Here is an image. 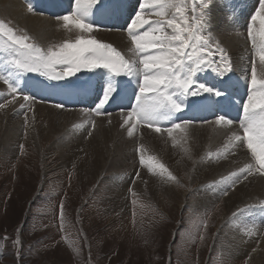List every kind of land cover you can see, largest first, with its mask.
I'll use <instances>...</instances> for the list:
<instances>
[{"label":"rangeland","instance_id":"obj_1","mask_svg":"<svg viewBox=\"0 0 264 264\" xmlns=\"http://www.w3.org/2000/svg\"><path fill=\"white\" fill-rule=\"evenodd\" d=\"M21 1L24 3V0ZM110 2L115 8L117 6L129 8L130 20L126 27L119 30L123 31L129 40L128 25L135 17V13L140 10L143 0H99L98 4L104 7ZM250 2L247 0H212L210 32L208 31L209 34L206 37L210 35L211 48L219 46L224 49L230 58L232 70L226 74L225 78L218 76L215 71H213V75L197 74L196 77L198 82L221 89L226 93L222 97H216L218 100L216 104L226 103L228 106H232L233 110L236 111L237 107L242 112L243 104L250 95L251 62L256 56L248 30L251 27L255 34L260 28L259 21L251 19L259 7V0L254 3L252 0ZM187 3L190 9L193 0H187ZM197 3L199 4L198 0ZM24 5L29 10V5L27 3ZM31 7L32 12L30 11L29 14L42 12V7L37 8L32 5ZM34 7H36V11ZM199 7L200 4L197 9ZM217 9L222 18L216 15ZM221 11H224L225 14ZM191 13L189 11V15ZM236 15L244 16L245 19L236 20ZM5 17L0 14V20L14 28L17 35H28L31 38L30 43H34L45 51L49 47L55 49L57 45L63 43L52 42L45 46L40 45L35 39L36 36L32 37L23 28L17 26L13 20ZM50 17L53 20H58L57 18L61 16L57 14ZM224 25L234 26V31L238 33L240 40L238 38L236 48L242 50L239 53L232 51L229 47H233L224 39L226 37L223 31ZM96 29L100 31L105 28H95L94 30ZM228 31L227 33H229ZM91 36L96 39L99 37L95 34ZM104 42L112 44L126 58H130L131 52L126 48L106 40ZM0 46H3L4 50L0 53V75L4 77V79H0V82L6 87V93L5 88L0 90V92L2 91L0 105H3L0 107V112L5 110L4 107L11 105L12 110L6 119L16 123L13 131L8 133L9 137L7 136L5 143L2 145L0 143V264H259L251 262V256L259 251L261 237L264 234V201L259 203L261 205L259 207L261 213L258 211L260 215L255 211L254 202L248 199L249 201L243 204L240 202L241 205L238 204L224 218L225 204L221 201L225 202L241 184L239 180H224L223 178L230 176L236 170H232L233 167L229 166V170L226 167L203 179L195 177V174H201L213 165L224 163L230 157L227 141L221 134L219 135L220 131H217L219 125L213 123L217 116L205 118V114L196 115L192 110L208 97L207 94L203 99L188 97L183 111L174 117V122L190 120L193 121L192 124L197 125L192 126L196 127L192 131H187L186 136L190 135L189 139L179 130H175L173 136L170 137L165 131L166 128L160 133H156L154 129L148 128L145 122H140L132 136H129L127 131L124 132V145L121 143V147H119L115 138L111 147L105 149L106 159L103 160V169H100L98 175L81 180L75 164L67 162L64 158H57L54 153L64 149L61 145H66L67 148H70L71 145L72 147L76 146L84 132L86 138L91 137L99 125L111 129L114 134L116 123L113 121V117L118 116V113L99 117L96 116L95 111L104 96L106 86L98 95L97 83L96 91L92 92V96H86L88 88L85 87L90 86L95 74L102 73L103 68L91 71L82 68L75 75L61 79H50L37 72L19 73L9 63L15 52L9 49L6 37L0 36ZM10 52L12 55L9 54ZM243 52L248 54L247 57H243ZM207 58L219 63L218 55L216 57L209 55ZM214 67L215 64L211 69ZM57 71H62V69H57ZM9 73L12 74L10 82L18 89L17 93H13L5 83V79L9 78ZM112 77L114 76L112 75ZM115 78L117 79H112V83L118 85L119 89L117 88L114 95L110 96L111 100L123 101L129 98L128 93L135 88L132 83L139 86L137 79L131 83V79H133L131 77L119 76ZM34 79L54 84L58 90L61 89V96L63 91L67 93L75 89L80 97L86 96L85 102L90 106L87 111L91 115H88L90 126L89 124L83 125V121L81 124L82 117L76 116L77 118H73V121L71 119L62 127L61 131L66 134L61 131L58 134H50L53 137L50 138L49 135L46 138L45 148L42 147L35 151L34 142L29 139L30 129L35 126V122H32L30 117L31 113H34L36 105L42 104L41 102L45 103L43 105L53 107L55 100L52 102L42 100L44 92L37 93L36 96L25 92L23 82ZM234 79L239 80L238 84L234 83ZM241 80L244 81L242 85L244 95L232 98L231 92L237 94L235 89L240 88ZM226 82L227 86L224 85ZM81 88L84 89L81 90ZM25 95L31 99L25 101L23 99ZM13 97L21 98L20 104ZM79 101V104L84 103L82 99ZM11 102H15V104H11ZM21 104L25 106L21 108ZM75 110L82 114L85 113V110ZM115 111L116 108H112V113ZM71 112L74 110L62 109L60 113L70 114ZM186 112L188 114H185ZM215 112L220 114V109L216 107ZM242 118L244 119L242 115L235 116L231 120L233 124L239 125ZM1 123L4 122L0 121V140L3 138L4 131L3 128L1 130ZM205 124H211L213 131L211 136L206 139L207 141L200 144L202 149L199 153L198 145H192V143H196V139L192 138V135L198 131L199 126H205ZM84 126L88 128L86 129ZM168 127H170V123H168ZM121 128L123 127L118 124L119 131ZM238 130L242 135V129ZM68 134L71 136H67ZM160 137L165 139L167 142L164 143L169 144L170 147H178L180 153L185 157L188 153H192L196 154L197 158L193 162L190 159L186 160L185 157L176 161L175 155H173L174 150H169L168 145L155 147L152 139L158 140ZM173 137L178 141L177 143L173 142ZM86 138H82V141ZM242 144H245V148L250 153L246 142ZM141 145L143 148L138 151ZM42 149L44 152L42 157H39V152ZM141 155L145 157L146 161L143 165L140 163ZM149 156L153 157V171H149L147 163ZM251 159V163H254L253 157ZM158 164H163L176 179H169L167 172L161 174V169L156 166ZM143 172L150 182L154 180L156 182L154 196H148L136 189L135 185L140 181ZM137 173H139L138 176ZM256 173L264 177V174L257 171ZM121 191L124 192V195ZM225 192L227 195L224 194ZM118 199H120V204ZM124 201L125 205H122ZM109 207L112 210L108 209ZM244 212L248 214L246 215ZM236 216L237 219L233 220ZM253 222L255 227L251 225ZM17 241L19 242L17 243ZM252 242L255 243V246ZM244 243L252 246V249L248 252L237 251V247Z\"/></svg>","mask_w":264,"mask_h":264},{"label":"snow or ice","instance_id":"obj_2","mask_svg":"<svg viewBox=\"0 0 264 264\" xmlns=\"http://www.w3.org/2000/svg\"><path fill=\"white\" fill-rule=\"evenodd\" d=\"M198 2L199 9L197 0H193L189 9L187 0H143L140 10L135 13L127 28L132 45L129 51L134 54L131 59L126 58L112 44L85 35L91 34L97 27L90 21V17L99 0H75V9L57 18L63 21L65 29H77L81 34L74 41L65 40L55 49L49 47L45 51L30 43L31 38L28 35H17L16 30L3 20H0V36L6 37L9 49L14 50L15 55L9 53L12 55L9 63L19 73L37 72L50 79H61L75 75L82 68L90 71L103 68L114 77H135L140 95L136 97V106L124 117L121 127L127 125V133L132 136L140 122H145L156 133L161 132L159 125L162 122H168L170 127L165 129L168 136L172 137L175 130L186 136L188 126L193 121L174 122V117L183 111L187 98L203 99L205 94L219 98L226 94L221 89L198 82L197 74L204 67L211 68L213 64L215 67L212 70L221 78H225L232 70L230 58L224 49L219 46L211 48L210 35L206 37L204 34L206 31L210 32L212 0ZM29 11H32L31 5ZM189 11L193 13L191 17ZM251 19L260 23L257 33L254 34L251 27L248 30L259 63L255 60L251 62L250 95L243 104L244 119L239 124L242 135L234 132L230 143L235 147L237 142H246L254 163L246 164L238 172L224 177V180L233 177L239 180L241 176L246 179V174H251L254 168L264 174V0H259V7ZM209 55H218L219 63L209 60ZM11 76L9 73L5 83L13 93H17L18 89L10 82ZM0 79L4 77L0 75ZM116 91L117 87L109 81L100 105L106 103ZM23 99L28 101L31 97L25 95ZM24 106L20 105L21 108ZM56 107L63 108V105L58 104ZM95 111L97 115L102 114L100 106ZM215 124L231 126L233 121L224 115H218ZM173 142H178L175 137ZM142 148L143 145L138 151ZM140 163H146L143 155ZM147 163L149 171H153V157L149 156ZM156 166L161 169V174L167 172L169 179H176L163 164ZM224 194L227 195V192Z\"/></svg>","mask_w":264,"mask_h":264},{"label":"bare ground","instance_id":"obj_3","mask_svg":"<svg viewBox=\"0 0 264 264\" xmlns=\"http://www.w3.org/2000/svg\"><path fill=\"white\" fill-rule=\"evenodd\" d=\"M250 1L251 0H248L249 3H251ZM255 1L256 0H252L253 3ZM50 2H51V4H50ZM24 3H27V5L31 4L32 6H37V8L42 7V9H41L42 12L29 14L30 11L27 10ZM24 3L21 0H0V14L2 16H6L5 18H9L11 21L13 20V22L17 26H19L20 28H23L32 37L36 36L35 39H36L37 43H39L40 45L45 46L46 44H49L52 42H55V43L56 42H64L65 40L74 41L81 34L79 32V30H77V29H73L71 31H69L68 29H65L63 27V21L62 20H59V19L53 20L50 17V16L54 17V15H57V14H59L60 16H63L65 14H68L69 12H72L75 9L74 6H76L75 0H24ZM100 6L101 5L98 4L96 7H100ZM110 8H112V3L110 4ZM34 9L36 11V7H34ZM216 11H217L216 15L219 16L220 18H222L221 15L218 13L220 11H218V9ZM229 12H230V10H229ZM40 13H42V14H40ZM222 13H224V11ZM106 15H107V13L105 11H100V10H98V8L94 9V7H93L92 15L90 17V21L93 22L97 26L96 28H103V18ZM108 17L109 16H107L106 18H108ZM241 20H242V18H241ZM233 27L232 26L227 27L225 25L223 26V31L225 32L224 35H226V37L224 39L226 41H228L229 44L233 47V48L229 47L232 51L239 53L240 51H242L241 48H236L239 36H238V33H236V31H234L235 28H233ZM227 30H229L228 31L229 33H227ZM93 34H95L97 36L99 35V37L97 39H100L101 41L103 40V42L106 40L108 42H113L114 44L118 45L119 47L121 46L123 48H126L127 51H129V49H130L131 41L129 42L130 39L128 40L127 36H125L123 31L122 32L121 31H114V30L110 31L107 29H102L99 31L98 29H96L91 34H85V35H93ZM222 36H221V38H222ZM239 40H240V38H239ZM226 41H225V43H226ZM239 47H241V46H239ZM242 55H243V57H247L248 54L246 52H243ZM129 57L134 58V54L131 52ZM254 60L257 62V64L259 63L258 56H255ZM238 66H240V64H238ZM101 72L102 73L97 72L95 74V77H97V78L94 80V82L98 83L99 82L98 80L100 79V82L105 84V86H107L109 81H111V83H112V73L109 72L107 69H102ZM238 81L239 80L235 79V83L238 84ZM28 84L31 85L34 88L35 92L38 94H40L42 92L55 93L58 91V88L56 86H54L50 83H47V82H39V81L32 80V81H28ZM243 84H244V81L241 80L240 85H239L240 88L235 89L236 93L239 95H244L243 94L244 88H242ZM3 88H5L4 90L6 93V87L3 84H1V82H0V90H2ZM232 88H234V87H232ZM1 92H0V94H1ZM91 93L92 92H90L89 95H91ZM32 95H34V94H32ZM34 96H36V95H34ZM237 97H239V96H237ZM15 100L20 104L21 98H15ZM41 103L42 104H40V105H36V109H35L34 113H31V116H30L32 119V122H35V126H33V128L30 129L29 139L34 142L35 151L37 149L42 148V147L45 148V143H47L46 138L50 134H58L61 131L62 127L64 125H66L67 123H69V121L71 119L73 121V118L82 117L81 124H82V121H83V125L89 124L88 119L90 118L89 116H91V115L87 111H84L85 112L84 114H82V112L76 111V110H74V112H71L70 114L60 113V112H62V108H57L56 106L54 107V105H53V107H50L47 105H43V104H45L43 102H41ZM11 104H15V102H11ZM207 104H208V107H212V106H214L215 102L213 99H211V100H208ZM230 107H232V106H229V108ZM4 109L5 110L0 112V121L2 120L4 122V123H1L2 124L1 130H2V128L4 130L3 134H2L3 138L0 140L1 145L3 143H5L7 136L9 137L8 133L10 131H13L14 125L16 124V123H13L10 119H6L10 115V111L12 110V106L8 105V106L4 107ZM57 111H60V112H57ZM82 115H84V116H82ZM126 115H127V112H121V113H118V116L113 117V121H115V123H116V126L114 127V129H115L114 134H112L111 129L105 128L104 125H99V127L95 128L96 130L92 134L91 137L89 136L86 138L85 132H84L83 135H81L80 137L86 138L85 140L82 141V138L79 139V142L77 143L76 146L72 147V145H71V147H70L71 149L67 148L66 145H61V147L64 149L58 151L57 153H54V156H56L57 158L58 157L64 158L69 163H74L76 168H77L78 173L80 174L79 178L81 180L89 178L90 176L98 175L100 173V169H103V167H102L103 160L106 159L105 149L111 147L112 142L113 141L115 142V138H116V144L119 147H121L120 146L121 143H122V145H124V143H125V138H124L125 133L124 132L127 131L128 126L125 125L119 131L118 124L119 125L123 124L124 117ZM222 115H224L227 119H231L234 116V114L232 112H230L228 109H224V108L222 109ZM206 117L207 118L213 117V113L210 111H207ZM103 120H105V119H103ZM78 123H80V122H78ZM213 123H215V120L213 121ZM213 123H211V124H213ZM211 124L210 125L205 124V126L204 125L199 126V128L197 129L198 131L194 135H192L193 136L192 138L196 139V143H192V145H194V144L198 145L199 153H200V149H202L200 147L201 146L200 144L204 143V141L209 136H211V134H212L213 130H212ZM145 125H146V123H145ZM89 126H90V124H89ZM192 126H197V125L191 124L190 126H188L187 131H192L193 129L196 128V127H192ZM84 128H86V127L84 126ZM214 128H217V127H214ZM217 129H218L217 131H220L219 135L221 134L223 136V138H225L227 141V149H228V152L230 153L229 154L230 157H229L228 161H226L224 163L213 165V166L209 167L208 169H206L205 171H203L201 174H195L196 176L195 175L194 176L199 178V179H203L205 176L214 175L217 172H219L221 169H224L226 167L228 168L229 166L233 167L232 170H236V172H238V170L241 167H244L246 164L251 163V160H252L251 157L252 156H250V153L245 148V146H244L245 144L243 145V144L237 142L236 146L233 147V144L230 143V141H232V134L234 132L240 134V132L238 130L239 125L233 124V125L229 126L226 124H221V125H219V128H217ZM61 132H63V131H61ZM63 133L66 134V132H63ZM69 135L70 134H68L67 136H69ZM40 136H43V138H40ZM51 137H53V136L50 135V138ZM186 137L189 139L190 135H188ZM65 141L66 140H64V143H66ZM69 141H70V139H69ZM152 141L154 142L155 147L162 146L164 144L168 145L169 150H174L173 155H175L176 161L181 159V157H185L182 153H180V151L178 150L179 149L178 147H173V148L170 147L169 144L164 143L167 141L161 137L158 140L152 139ZM62 142H63V140H62ZM142 144H144V143H142ZM144 146H145V144H144ZM181 150H183V149H181ZM203 151H205V150H203ZM43 152H44V149H42L39 152V157L40 156L42 157ZM146 154L148 155L149 153H146ZM195 158H197V155L192 154V153H188L187 157H185L186 160L190 159V160H192V162ZM176 161H174V162H176ZM229 169L230 168H228V170ZM246 175H247L246 179L243 176H241V178L239 179V183L241 185L239 188L237 187L238 189L236 190V192L233 193L232 195L230 194L231 196L228 197L225 200V202L221 201V203L225 204L224 211H226V212H225L224 218H226L227 215L229 213H231L238 204H240V202H241V204H243L249 200L254 202L255 211H257V213H259L258 211H260V213H261V210L259 209V207L261 205H259V203H261V201H264V177L257 174L255 168L253 169L251 174H246ZM232 180H236V179L233 177ZM136 184H137V185H135L136 189L139 192H142L148 196H154L153 194H156V182H155V180L153 182H150V180L148 179V177L145 175L144 172L142 173V176H140V181ZM125 191H126V188H125ZM121 193H122V195H124L123 191H121ZM117 198H120V197H117ZM120 199H118V203L120 202ZM213 200H214V197H213ZM104 204H105V201H104ZM218 204H220V203H218ZM122 205H125V201L122 203ZM96 207H97V205H96ZM110 207H111V205H110ZM110 207L108 209L112 210ZM248 211H249V209H248ZM260 213H259V215H260ZM244 214L247 215L248 213L244 212ZM248 218H250V217H248ZM236 219H237V216L233 220H236ZM255 219H258V218L255 217ZM256 222L258 223V221H256ZM244 223H243V225H244ZM251 225L253 227H255L254 222ZM238 230H240V228ZM247 230H249V229H247ZM250 231H253V230H250ZM247 233H249V232H247ZM247 236H249V235H247ZM251 239H252V237H251ZM221 243H223V242H221ZM253 246H255V243H253ZM251 247L252 246H249L247 243H244V244H241L239 247H237L236 250L239 252H241V251L242 252H245V251L248 252L249 250L252 249ZM237 251H236V253H237ZM251 260H252L251 262L264 264V234L261 237L260 249H259V251H257L256 253H254L251 256Z\"/></svg>","mask_w":264,"mask_h":264}]
</instances>
